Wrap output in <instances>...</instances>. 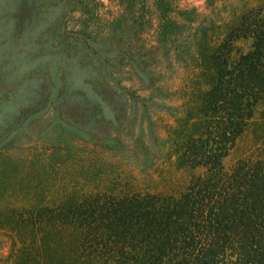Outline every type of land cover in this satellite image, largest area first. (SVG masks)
Masks as SVG:
<instances>
[{"label":"trees","instance_id":"obj_1","mask_svg":"<svg viewBox=\"0 0 264 264\" xmlns=\"http://www.w3.org/2000/svg\"><path fill=\"white\" fill-rule=\"evenodd\" d=\"M109 1L117 6L111 16L102 0L58 3L87 30L96 27L92 37L126 45L128 56L135 46L147 57V34L149 55L187 36L197 89L149 128L143 115L124 124L128 111L112 102L113 120L101 117V148L115 142L125 162L105 160L97 186L9 190L0 200V264H264V0H205L209 26L196 25L203 10L190 0ZM241 40L251 49L241 51ZM102 79L101 88H117ZM130 100L122 95L118 104ZM249 130L254 150L229 164Z\"/></svg>","mask_w":264,"mask_h":264},{"label":"rangeland","instance_id":"obj_2","mask_svg":"<svg viewBox=\"0 0 264 264\" xmlns=\"http://www.w3.org/2000/svg\"><path fill=\"white\" fill-rule=\"evenodd\" d=\"M102 1L108 6L104 15L111 16L117 11L109 0ZM64 2L0 0V200L3 201L9 190L20 186H64L77 180L97 186L105 160L115 165L123 161L114 150L115 142L107 140L101 148V117L113 120L112 102H116V108L128 111L124 124L143 115L148 127L158 116L176 114L182 103L181 93L197 89L198 77L190 67L193 49L187 36H179L171 51L156 50L149 55L154 52H148L154 39L147 34L144 43L150 48L143 55L150 58L137 56L135 46L132 56H128L122 42L93 38L91 30L96 27L87 30L81 15L71 7L64 8ZM189 2L203 10L196 25L209 26L210 17L204 15L209 14L204 9L207 2ZM209 11L215 15V9ZM96 15L95 19L100 20L101 11ZM186 32H191L189 26ZM68 45L73 49L69 50ZM251 45L250 40L236 43L243 52L250 50ZM103 77L111 78L117 88H101ZM114 91L117 94L112 96ZM122 95L131 97L129 105L118 104ZM252 135L249 130L241 139L229 164L254 150ZM174 173L157 182L168 185L170 176L179 172L173 170ZM110 180L99 186L108 185Z\"/></svg>","mask_w":264,"mask_h":264}]
</instances>
